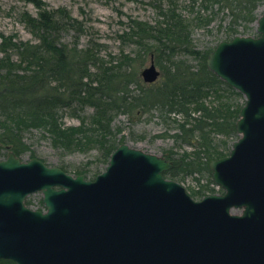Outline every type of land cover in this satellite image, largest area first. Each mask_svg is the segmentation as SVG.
<instances>
[{
  "label": "water",
  "instance_id": "water-1",
  "mask_svg": "<svg viewBox=\"0 0 264 264\" xmlns=\"http://www.w3.org/2000/svg\"><path fill=\"white\" fill-rule=\"evenodd\" d=\"M258 36L237 34L210 70L243 93L240 138L212 160L225 193L196 201L164 171L182 160L127 143L95 180L10 152L0 160V258L16 264H264V13ZM153 62L141 74L160 76ZM59 186V188H56ZM42 191L46 212L27 206Z\"/></svg>",
  "mask_w": 264,
  "mask_h": 264
},
{
  "label": "trees",
  "instance_id": "trees-1",
  "mask_svg": "<svg viewBox=\"0 0 264 264\" xmlns=\"http://www.w3.org/2000/svg\"><path fill=\"white\" fill-rule=\"evenodd\" d=\"M27 1L38 8L36 15L24 16L30 32L38 42L6 35L2 36L0 42V151L7 149L9 152L10 149L21 156L29 149L24 141V134L36 129L49 134L52 146L65 152L97 144L103 152L104 161L108 163L111 153L120 144L112 133L111 112L127 101L126 96L117 97L112 92L118 76L114 69L118 68L120 73L124 70L117 64L103 67V71H100L101 61L91 47L80 51L75 49L68 56L64 45H58L60 43L53 38V33L74 27L77 19L66 8L48 9L39 0ZM193 2H200L205 8L208 3L212 7L218 5L237 8L249 2V8L240 7L243 13L240 20L244 18L243 21L250 23L257 19L255 9L259 0ZM162 16V23L153 33L166 38V43L177 41L190 44L189 34H185V30L189 28L185 16L171 8L166 9ZM233 22L236 25L232 24L234 26L229 29L231 37L239 33L236 27L239 23L237 20ZM142 31L150 33L151 30L143 25ZM155 37L151 35L150 39L156 41ZM165 49L171 51L172 46H165ZM10 51L13 52L9 55ZM96 64H99L97 71L91 72L90 67ZM199 70L180 71L172 67L164 72L158 85H149L151 88L142 94L143 98L135 99L142 101V105L147 103L150 108L165 110L183 118L177 124L178 133L175 136L185 141L192 150L183 152V164L179 168L164 172L171 178H178L179 173L187 174L201 169L210 172L211 160L227 155L231 148L225 139L221 141L224 146H216L213 135L216 133L217 136L229 138L236 131V121L242 105L237 102L230 104L220 97L212 101L215 104L208 105L207 102L213 100L215 94L220 95V84L230 89L233 96L239 93L205 64ZM88 105L94 107V112L87 118L80 111ZM63 110L78 117L80 123L77 126H66L60 115ZM166 157L173 159L172 156ZM63 169L67 170L65 167ZM203 190L205 189L201 185L198 192L202 196L206 194ZM208 191L214 192L212 188ZM0 264L16 263L0 259Z\"/></svg>",
  "mask_w": 264,
  "mask_h": 264
},
{
  "label": "rangeland",
  "instance_id": "rangeland-1",
  "mask_svg": "<svg viewBox=\"0 0 264 264\" xmlns=\"http://www.w3.org/2000/svg\"><path fill=\"white\" fill-rule=\"evenodd\" d=\"M39 1L48 9L66 8L77 19V25L74 27L53 33L55 34L53 38L60 43L58 45H64L63 48L68 56L75 49L80 51L91 47L101 61L100 66L96 64L90 67L91 72H96L98 66L100 71H103V67L117 66V64L124 70L120 73L118 68L114 69L118 76L112 92L117 97L126 96L127 99L123 105L121 103L111 112L113 115L111 129L117 142L127 143L145 152L172 156L174 159H180L184 151L192 150L185 141L175 136L178 133L177 124L183 118L181 115L169 114L165 110L150 108L147 103L142 105V101H135L136 98H143L142 94L147 93L151 88H149L151 84L144 81L142 70L154 62L161 72L158 81L153 83L158 85L164 77V72L172 67L180 71L187 69L197 72L204 64L208 67L207 60L216 46L221 41L232 39L229 29L234 26L232 24H235L233 22L235 20L239 23L236 26L238 34L259 35L255 21L248 23L243 21L244 18L240 20L243 16L240 7L249 8V2L237 8L218 5L212 7L208 3L205 8V5L193 0ZM169 8L176 9L189 22V28L185 30V34H189L190 44L177 41L166 43V38L163 39L156 35L158 33H153V30L158 29L157 26L163 21V12ZM37 13L38 8L27 0H0V42L4 35L15 36L33 43L38 42L24 20L26 14L36 15ZM263 13L264 0H259L255 14L258 17ZM143 25L149 27L150 33L142 31ZM149 34L156 36L157 40L150 39ZM164 43L165 46H172V50H166ZM13 57L15 58V55ZM220 88V95L215 94L213 100L207 102L208 105L215 104L216 102L212 101L218 100L219 97L222 101L226 99L230 104L246 103L247 98L241 92L236 90L239 95L233 96V92L222 84ZM93 112L94 107L88 105L81 109L80 114L88 118ZM60 115L66 126H77L80 123L79 118L70 114L69 111H60ZM232 135L227 138V136H217L215 133L213 138H215L216 146H224L221 141L225 139L231 147L232 143L240 137L237 131ZM24 139L29 149L21 154L22 159L37 158L48 166H57L62 169L65 167L67 169L65 171L69 174L74 176L82 174L87 180H94L106 170L109 163L104 161L103 152L97 144L81 150L65 152L52 146L49 134L36 129L26 132ZM6 150L0 151V160L7 157ZM31 154L34 155L31 156ZM189 160L192 159L189 158ZM77 170L82 172L77 173ZM209 173L208 170L201 169L187 174L179 173L178 178L172 179L180 182L195 200H201L202 193L198 192L201 185L205 189L202 192L210 188H214L215 193L225 192L221 187L210 183L211 174ZM27 199L32 208H44L41 191L29 195Z\"/></svg>",
  "mask_w": 264,
  "mask_h": 264
},
{
  "label": "flooded vegetation",
  "instance_id": "flooded-vegetation-1",
  "mask_svg": "<svg viewBox=\"0 0 264 264\" xmlns=\"http://www.w3.org/2000/svg\"><path fill=\"white\" fill-rule=\"evenodd\" d=\"M45 207V206H44Z\"/></svg>",
  "mask_w": 264,
  "mask_h": 264
}]
</instances>
